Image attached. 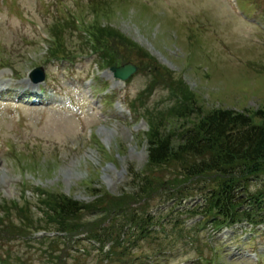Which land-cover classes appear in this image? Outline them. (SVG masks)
<instances>
[{"label":"rangeland","instance_id":"374dc122","mask_svg":"<svg viewBox=\"0 0 264 264\" xmlns=\"http://www.w3.org/2000/svg\"><path fill=\"white\" fill-rule=\"evenodd\" d=\"M238 3L246 17L236 11L232 0H0V58L8 62V69L0 71V85L10 87L14 71L24 80L31 69L42 67L48 83L40 88L46 95H52L53 90L61 94L49 99L54 101L51 105L15 106L9 98L0 99V204L26 206L38 221L42 220L41 192L60 194L87 207L95 203V193L120 197L133 192L126 186L127 170L145 171L151 127L127 109L142 90V100H134L133 105L138 113L151 111L148 119L164 120L158 123L164 135L191 126L196 113L182 119L160 116L170 105L163 84H174L179 94L191 93L202 112L226 108L252 116L264 110V0ZM69 11L80 18L86 16L89 24L98 23L99 28H112L139 49L134 51L123 43L114 50L128 57L123 64L140 66L125 84L112 82L107 71L99 74L93 57H82L72 66L48 62L50 47L43 36ZM63 39L69 53L76 55V35L67 30ZM102 44L103 49L110 45ZM92 73L96 88L103 92L96 93L97 100L103 94L118 97L100 117L89 110L83 92V88L88 91L84 82ZM153 75L160 86L147 91ZM107 81L110 84L105 87ZM38 89L34 86L35 92ZM68 97L81 117L57 106L58 100L67 101ZM174 172V165H168L159 175L167 181ZM258 182L251 181V191L258 189ZM160 200L155 198L154 209ZM155 211L162 212L163 207ZM179 211L177 207L167 218L177 217ZM96 218L91 208L82 214L87 224ZM200 220L195 217L186 223L194 226V245L162 241L165 253L161 254L158 243L149 240L122 264H206V260L211 264H256L249 255L261 258L260 264H264V228L236 227L217 236L210 223ZM15 224L19 226L18 221ZM6 227H0V247L23 253L31 264H39L37 248L17 241L6 233ZM104 227L101 223L99 231ZM82 234L79 238L89 237ZM80 245L86 253L71 252L81 257L67 264H98L104 258V253H97L98 245Z\"/></svg>","mask_w":264,"mask_h":264},{"label":"trees","instance_id":"16d2710c","mask_svg":"<svg viewBox=\"0 0 264 264\" xmlns=\"http://www.w3.org/2000/svg\"><path fill=\"white\" fill-rule=\"evenodd\" d=\"M97 26L98 23L91 29L96 30L95 42L105 41L109 36L114 41L113 47L106 51L111 65L124 61V56L114 50L123 43L132 45L131 42L109 28L100 30ZM193 100L192 94L184 91L175 96V108L160 115L182 119L196 113L195 123L182 127L178 133L161 134L164 131L158 123L164 120H148L151 130L147 134V165L143 173L131 170L132 193H122L120 197L95 193V203L87 207L66 196L43 192L38 198L41 209L46 210L45 227L41 225L42 220H33L26 206L19 208L15 203L0 206L3 216L0 227L10 224L6 233L17 241L26 245L35 242L41 246L37 252L45 257L43 264H66L70 259L79 261V257H71L69 252L82 242L75 238L83 232L102 246L111 243L109 253L119 257L118 263L128 258L139 248L138 243L148 239L152 233L150 229L161 220L148 209L157 197L162 198L163 204H168L170 213L175 205L182 206L188 199L196 198L198 202L193 206H183V209L187 207L182 212L187 218L201 215L216 225L227 223L231 226L242 222L264 223V110L260 109L252 116L245 111L226 108L202 112ZM168 165H174L175 172L164 181L159 172ZM258 177H261L258 189L251 191L250 183ZM86 208H91L92 215L97 214L96 220L88 224L82 220ZM174 218L171 223L176 227L179 217ZM101 223H105V227L99 231ZM48 225H55L58 231L66 233V241L32 239L33 232L48 229ZM2 248L1 264H31L11 248L1 251ZM113 259L116 263V258Z\"/></svg>","mask_w":264,"mask_h":264},{"label":"water","instance_id":"95a60500","mask_svg":"<svg viewBox=\"0 0 264 264\" xmlns=\"http://www.w3.org/2000/svg\"><path fill=\"white\" fill-rule=\"evenodd\" d=\"M135 70H136V68H134L133 66H131L129 64V65H126L122 68H119V69H116L113 71L115 72V75L117 77H120L122 79H126L128 76H130L132 73H134Z\"/></svg>","mask_w":264,"mask_h":264}]
</instances>
